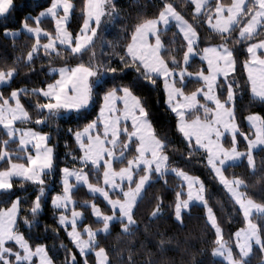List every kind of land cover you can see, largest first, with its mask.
I'll use <instances>...</instances> for the list:
<instances>
[{
  "label": "snow or ice",
  "instance_id": "6c2138e0",
  "mask_svg": "<svg viewBox=\"0 0 264 264\" xmlns=\"http://www.w3.org/2000/svg\"><path fill=\"white\" fill-rule=\"evenodd\" d=\"M191 3L195 6L198 18L202 8L208 5V0H191ZM15 9L14 0H0V17L10 15ZM73 9L74 4L71 0H51L50 6L37 16L24 17L22 29L36 37L35 43L27 52L24 62L26 67L35 72L34 64L41 51L44 57L50 60L61 59L64 53H67L68 57L82 61L85 55L92 52L93 37L97 35L102 17L106 14H115V5L109 0H83V26L79 34L73 35L66 27ZM44 17H51L55 21L54 34L40 27ZM171 20H175L176 26L183 34V40L186 41L187 50L183 53V63L185 66H190V57L199 54L197 30L176 11L172 3L165 2L158 17L145 19L134 27L130 42L119 58L122 65L119 72H123L124 75H127L128 71L134 72L137 80L148 81L154 86L160 78H163L164 92L167 96L165 103L177 117V132L187 141L186 147L190 153L200 149L205 150L208 165L235 198L247 221V228L240 229L234 234L237 237L236 247L240 256V259H236L232 247L223 241L222 229L218 226L212 209L208 207V217L216 235L217 247L214 248L213 255L223 257L227 264H248L245 258L253 251L254 245L264 251V225L253 223L249 219L255 210L264 220V204L255 203L252 199L245 200L237 191L239 187L246 186L244 181L240 178L227 179L222 169L227 161L235 162L244 157L249 166H254L253 150L259 145H264V118L259 115H249L247 119L253 122L254 126L256 121H260L262 127L257 130L255 139L245 136L246 152L242 153L238 150L236 139L238 126L232 121L234 120V89L239 85L236 80L228 79L229 74L235 71L237 63L236 45L258 35V28L264 29V0H231L227 5L216 0L215 15L208 14L207 23L220 37L221 43L203 48V55L200 58L207 62V69L195 75L198 82L203 81L206 87L198 88L190 95L185 94L183 87L176 86L179 61L172 57L169 63L162 54L168 49H165L162 43L159 25L162 23L167 26ZM93 23L95 26H92ZM237 31L238 36H235ZM8 34L6 31L5 35ZM11 35L15 37L17 33L13 32ZM42 35L47 38V43H41ZM150 36L155 38L154 44L149 43ZM258 49L264 50V40L247 47L246 52L251 59L245 61L244 69L248 73L247 81L251 93L264 101V52L258 55ZM94 55L93 52L87 64L80 62L74 67L67 66L68 60L65 59L66 66L51 69V72L58 73L59 78H54L52 83L45 82L46 87L31 90L14 89L7 98L0 93V125L9 138L0 140V161L8 165L4 170H0V197L15 195L12 191L14 177L38 185V193L29 209V214L34 220L43 210L44 177L54 167V149L47 146L50 136L34 130L33 127L21 129L14 126L16 122L33 124L29 111L21 103L22 96L31 95L44 101L33 105L38 115L44 116L45 112L47 113L43 120L34 121L36 126H47L51 117L58 119L66 117L77 122L87 121L82 128L78 126V130L74 132L69 129L81 153L78 158L73 157V160H78L81 167L62 169V194L54 195L51 203L55 209L64 210L58 217V226H62L66 231L71 228V231H67V235L79 249V254L85 257L83 264H88L87 250L90 249H98L95 251L96 264H111L106 249L100 246L97 237L101 232L110 235L113 221L119 222L121 235H133L132 228L136 225L134 215L138 201L154 175L157 177L168 175L170 157L166 154L168 143L156 133L149 120L146 102L134 94V85L129 83L106 87L108 73L114 74L112 79L115 80L118 68L110 64L94 65L92 63ZM18 74L19 68L16 66L7 70L0 69V85L10 87V82ZM186 75L191 77L193 73L187 72V67L180 69L178 79L182 85ZM221 75L224 79L218 82V77ZM119 78L123 79V76ZM214 89L222 91L217 94ZM101 92L103 95L100 98L102 103L99 106V113L95 119H90L88 109L97 103L96 96ZM225 92L226 98L221 102ZM200 96L204 101L213 103L215 108L209 107L208 103H201L198 99ZM201 110L203 116L199 115ZM225 132L232 133L230 148L223 147L220 142ZM17 134H19L20 147L14 151L30 153L31 150L27 145L31 144L35 149L34 155L12 156L8 146L16 142ZM13 159L26 162L17 163L13 162ZM125 161L127 166L116 170L114 164L123 165ZM170 171L182 178L188 188L187 199H181L182 192L176 193L174 214L175 219L182 223L183 210L189 208L193 200L202 201L207 207L204 196L205 186L197 177L189 176L179 168H171ZM101 173L103 186H98ZM90 177H95L97 183L90 182ZM70 178H74L75 184L70 183ZM81 184L86 185L91 193H98L107 205L111 206V214H105L95 202L85 205V207L90 206L96 222L102 223V229L94 231L90 226H84L81 232L78 230V218L82 217V213L72 210L71 218L65 214L68 205L73 203L74 188ZM110 193L117 198H111ZM22 203L23 201L17 197L11 202L10 207L0 209V264H37L36 258H39V264H53L45 246L37 245L33 249L29 240L18 230L17 218L23 211ZM161 207L162 205L158 203L151 214L152 217L160 215ZM23 222L28 227L32 225L27 215ZM85 233L87 239L82 238ZM163 243L161 241V245ZM71 264H81L76 254H71ZM128 264H135L131 257ZM149 264L152 262L149 261Z\"/></svg>",
  "mask_w": 264,
  "mask_h": 264
},
{
  "label": "trees",
  "instance_id": "16d2710c",
  "mask_svg": "<svg viewBox=\"0 0 264 264\" xmlns=\"http://www.w3.org/2000/svg\"><path fill=\"white\" fill-rule=\"evenodd\" d=\"M71 2L74 4V9L67 30L76 35L80 33L83 26V0H71ZM165 2L172 3L176 11L196 28L198 33L197 52L199 54L195 55L189 62L190 66L184 65L183 53L187 49L186 42L174 25L169 26L166 30H161L162 43L164 48L168 49L162 54L169 63L172 57L179 61L180 68L176 70L177 73L185 67H187V72H191L193 75L201 70L206 71L207 67L203 62H200L198 56L201 55L203 48L221 43L220 37L207 28V15H214L216 0L209 1L198 18L195 13V6L189 0H113L111 3L115 5V14H106L102 17L101 24L97 28V35L93 37L92 52L85 55L81 61L68 57L67 53H64L61 59L50 60L44 57L41 51L34 64L35 72L24 64L27 52L35 43L34 39L26 34L11 38L7 37L5 32L19 31L22 28L25 16H37L50 6L51 0H14L15 11L10 15L0 17V69L7 70L9 67L16 66L19 68V74L10 82V87L4 85L0 89V93H3L7 98L14 89L28 88L31 90L46 87V83H52L54 78L57 79V74L51 72L52 68L59 69L66 66L65 59L68 60L67 66L71 67L80 62L87 64L93 52L95 54L92 59L94 65L110 64L112 67H117V78L113 80L112 76L114 74L108 73L106 87L129 83L134 85V94L146 102L149 120L156 133L168 143L166 154L170 157L168 162L169 172L171 168H179L189 176L197 177L202 181L205 186L204 196L207 207L205 205H192L188 212L182 213L183 222L177 221L174 208L176 193H183L180 180L170 173L165 177L154 175L151 183L146 186L135 209L134 220L136 225L132 228L133 235H121L120 224L116 221L113 222L110 235L101 234L97 237L100 246L106 249L111 264H128L130 257L135 264H149V261L152 264H226L213 255V250L217 247L215 244L216 235L215 229L206 220V211H208V207L212 209L218 226L222 229L223 241L232 247L234 258L240 259L234 234L240 229H245L247 225L242 210L217 181L207 163L206 153L201 150L189 152L186 147L187 142L177 132V118L166 106L161 79L154 86L149 84L148 81L137 80L134 72L128 71L127 75L119 72V69L122 68L119 58L124 54L127 43L130 42L134 27L145 19L158 17ZM220 2L227 5L231 3V0H220ZM40 27L44 31L55 33L54 23L50 19L42 20ZM237 33L238 31L234 35L237 36ZM258 33L251 40L236 45L238 48L236 53L237 63L235 71L228 77L229 80H236L239 85L234 89L233 107L234 118L239 131L236 136L237 148L242 153L247 150L242 135L252 137L251 129L246 124L247 117L249 115H259L264 118V102L253 99L244 71V63L248 61L247 46L264 39V29L258 31ZM41 42L46 43L47 39H43ZM121 76H123V79L119 78ZM223 79L219 78V80ZM176 86L183 87L185 94H191V92L202 87L200 82L193 80H187L183 85L178 81ZM219 91L222 90H216L217 94H219ZM102 95V92L99 93L96 96L97 103L88 109L90 119H95L98 115ZM225 98L226 92L221 97V102ZM37 102L42 103L44 101L31 95L22 96L21 103L29 111L33 124L18 122L16 126L23 129L33 127L34 130L42 131L50 136V142L47 145L54 149V167L44 177L43 210L33 220V217L29 214V209L32 201L35 200L39 186L21 179H13L14 187L12 191L15 192V195L0 197V209L8 208L11 206V202L19 197L23 201L21 204L23 211L18 215V230L29 240L33 249L37 245L45 246L53 264H71V254H76L77 260L83 264L85 257L81 256L76 250L68 238L67 231L58 226L60 211L53 208L51 200L54 195L62 194V169L65 167L79 169L81 167L78 160H73V157L78 158L81 153L74 136L69 133V129L74 132L78 130V126L82 128L87 121L77 122L76 120H68L66 117L59 119L51 117L47 126H36L34 125L36 119L43 120L47 116L46 112L44 116H40L35 111L33 105ZM200 102L204 103V100L200 98ZM199 115L203 116V112L201 111ZM2 129L0 127V140L8 139ZM230 141L231 139L228 136L223 139L225 148L231 147ZM8 148L15 156H23L25 153L14 151L17 149V142L10 143ZM253 160V167L248 165L245 157L239 164L225 167L223 174L229 180L240 178L244 181L246 186H242L240 192L245 200L252 199L255 203L264 204V148L253 153ZM13 162L22 163L26 161L13 159ZM125 165L126 161L123 165L114 164V167L118 170L119 167ZM6 167L8 165L0 161V170H4ZM90 182L97 183L95 177H90ZM101 185L102 173L98 182V186ZM72 199L77 204L76 209H80L82 215H84L80 227L90 226L94 231L101 228V223H97L91 215L90 207H85L88 203L95 202L105 214L111 213L100 198L90 196L82 187L76 188L72 193ZM181 199H185L184 193ZM158 203L162 205L161 212L158 217L154 218L151 214ZM25 215L32 221L31 227L24 224ZM250 219L253 223L264 225V220L261 219L260 215H253ZM161 241L164 242L163 245H161ZM92 250L96 251L98 249ZM245 259H247L248 264H264V251L259 246H254L253 251ZM87 261L88 264H96L92 253L87 255Z\"/></svg>",
  "mask_w": 264,
  "mask_h": 264
},
{
  "label": "crops",
  "instance_id": "0c3cea01",
  "mask_svg": "<svg viewBox=\"0 0 264 264\" xmlns=\"http://www.w3.org/2000/svg\"><path fill=\"white\" fill-rule=\"evenodd\" d=\"M190 2H191V0H189ZM209 1H211V0H208V2ZM193 5V4H192ZM194 6V5H193ZM47 9V8H46ZM45 9V10H46ZM204 8H202V10H203ZM202 10H201V12H202ZM44 11V10H43ZM61 14H62V10H61ZM71 14H72V12H71ZM71 14H70V17H71ZM70 17H69V19H70ZM46 19H50L53 23H54V28H55V21L51 18V17H44V18H42V20H46ZM69 22V21H68ZM69 24V23H68ZM67 24V25H68ZM67 25H66V27H67ZM171 25H174V27L178 30V32L180 33V31H179V29H178V27L176 26V22H175V20H171L170 21V23L167 25V26H165V25H163L162 23L159 25V28H160V30H165V29H167L169 26H171ZM34 26V25H33ZM92 26H95V24L93 23L92 24ZM13 32H15V33H17V35L15 36V37H17V36H19L20 34H26V35H28V36H30V37H32L33 39H34V42L36 41V37L33 35V34H30V33H27L26 32V30H23L22 28L19 30V31H12V32H8L9 34L8 35H6L7 37H13L12 35H11V33H13ZM180 35H181V37H182V39H183V34L182 33H180ZM43 39H47V38H45V37H43V35L41 36V40H43ZM149 43H152V44H154L155 43V38L154 37H152V36H150L149 38ZM186 42V41H185ZM42 43V42H41ZM47 43V42H46ZM211 47H213V46H211ZM187 50V49H186ZM201 55H203V52L201 53ZM200 55V56H201ZM200 56H198V59L200 60V62H203V64H205V66L207 67V62L206 61H204V60H201V58H200ZM195 57V55L194 56H191L190 57V60H189V62L193 59ZM231 73H233V72H231ZM230 73V74H231ZM57 74V79L59 78V76H58V73H56ZM178 74L179 73H177V77H176V79H177V81H179V79H178ZM229 74V75H230ZM219 78H224L222 75L220 76V77H218V80H219ZM161 79V81H162V87H163V78H160ZM187 80H193V81H198L197 80V77H196V75H192L191 77H188L187 75L185 76V80H184V82L185 81H187ZM184 82H183V84H184ZM200 83H201V85H202V87L201 88H203V87H206L205 85H204V83H203V81H199ZM181 84V83H180ZM4 85H0V89L3 87ZM178 87V86H177ZM214 91H216V89H214ZM250 94H252L251 93V90H250ZM186 95H190V94H186ZM252 97H253V99L255 98V99H257V100H259V101H261L259 98H257V97H254L253 96V94H252ZM165 98L167 99V96H166V94H165ZM202 99V96H200V97H198V99ZM263 102V101H262ZM13 103V106H14V102H12ZM174 103H175V101H174ZM204 103H208V105H210V107H212V108H215V105L213 104V103H211V102H206V101H204ZM166 106H167V108L168 109H170L171 110V108L168 106V104H166ZM202 112H203V110H201ZM99 112V111H98ZM172 112V111H171ZM173 113V112H172ZM174 115H175V113H173ZM176 116V115H175ZM177 118V117H176ZM233 123H235L236 124V122H235V118H234V120L232 121ZM16 123H18V122H16ZM246 124H247V126H248V128L249 129H251V132H252V137H251V139H255L256 138V134H257V130L259 129V128H261L262 127V125H261V123H260V121H256L255 122V126L253 125V122H250L248 119H246ZM16 125V124H15ZM14 125V126H15ZM1 127V126H0ZM2 128V127H1ZM238 133H239V131H238ZM237 133V134H238ZM226 136H228V137H230V139L232 138V133L231 132H225L224 133V136H222L221 137V144L223 145V139L226 137ZM245 136L246 135H242V139L243 140H245ZM16 142H18V146L20 147V145H19V134H17V137H16ZM76 142V141H75ZM187 142V141H186ZM245 142H246V145H247V140H245ZM193 143H194V141H193ZM76 144H77V142H76ZM48 146V145H47ZM77 146H78V144H77ZM223 147H224V145H223ZM27 148L28 149H30L31 150V152H30V154H35V149L34 148H32V145L31 144H29V145H27ZM262 148H264V145H259V146H257L254 150H253V153H255L256 152V150H259V149H262ZM201 151H203L204 153H205V150L204 149H200ZM247 151V150H246ZM245 158V157H244ZM244 158H242V159H240V160H237V161H235V162H233V161H227L226 162V164L224 165V167H223V169L225 168V167H227V166H233L234 164H239ZM208 163V162H207ZM125 166H127V165H125ZM209 167H210V169L212 170V172H213V174H214V176H216V179H217V181L219 182V184L223 187V188H225L224 187V185L220 182V180H219V177L217 176V174L215 173V171L211 168V166L209 165ZM251 167H253V166H251ZM223 169H222V171H223ZM117 170V169H116ZM170 174H172V175H174L175 177H177L174 173H172L171 171L169 172ZM225 176V175H224ZM62 178H63V173H62V177H61V182H62ZM17 180H19L20 178H16ZM177 179H179L180 180V183H181V186L183 187V193L185 194V199H187V191H188V188H187V184H186V182L185 181H183L182 180V178H180V177H177ZM70 183H74L75 184V180H74V178H70ZM127 182H125V184H126ZM101 186H103V179H102V185ZM148 186V185H147ZM77 187H82V188H84L85 189V191L86 192H88V194L90 195V196H93V197H96V198H100L106 205H107V202L106 201H104L103 200V197H101L98 193L97 194H94V193H91L89 190H88V188H87V186L86 185H77L75 188H74V190H73V192L76 190V188ZM241 189H242V186L241 187H239L238 189H237V191L240 193V191H241ZM125 190H127V189H125ZM225 190L227 191V193L229 194V196L231 197V198H233V196H232V194L225 188ZM72 192V193H73ZM144 193V192H143ZM143 193H142V195H143ZM242 195V194H241ZM110 196H111V198H113V199H115V198H117L115 195H112L111 193H110ZM113 196V197H112ZM243 197V196H242ZM244 198V197H243ZM73 200V199H72ZM233 200L235 201V198H233ZM88 205H91V203H88ZM192 205H198V206H202V205H205L204 204V202H202V201H197V200H193L192 202H190V205H189V208H190V206H192ZM76 206H77V204H76V202L75 201H73V203H70L69 205H68V209H67V211L65 212V214H67L68 216H69V218H71V211L72 210H75V211H79V212H81L82 213V211L80 210V209H76ZM239 206V205H238ZM90 207V206H89ZM107 207L109 208V209H111V206L110 205H107ZM54 208V207H53ZM189 208H187V209H184L183 210V213L184 212H188V210H189ZM239 208H240V206H239ZM241 209V208H240ZM242 210V209H241ZM60 211V214H61V212L62 211H64V210H59ZM90 211H91V208H90ZM110 212H111V210H110ZM242 213H243V211H242ZM59 214V215H60ZM92 214V213H91ZM111 214V213H110ZM253 215H259L258 213H256L255 212V210H253ZM252 215V216H253ZM83 216L84 215H82V217L81 218H78V230L79 231H81V232H83V228L84 227H80V225H81V223H82V221H83ZM207 216H208V211H206V220L208 221V219H207ZM251 216V217H252ZM243 217H244V214H243ZM94 219H95V217H93ZM250 219V218H249ZM244 220H246V218L244 217ZM95 221H96V219H95ZM113 222H116V221H113ZM209 224H210V221H209ZM246 224H247V221H246ZM62 227V226H61ZM63 228V227H62ZM103 228V225H102V223H101V228L100 229H102ZM247 228V225H246V227H245V229ZM67 231H71V228L69 227L68 229H67ZM101 234H103L102 232L100 233V235ZM68 238H69V236H68ZM82 238L83 239H87V234L85 233L83 236H82ZM70 239V238H69ZM71 240V239H70ZM235 243L237 244V237L235 236ZM74 245V244H73ZM255 246V245H254ZM253 246V247H254ZM74 247H75V245H74ZM76 248V247H75ZM76 250H78V252H79V249H77L76 248ZM237 251H239V249L237 248ZM87 252H88V254H90V253H92L93 255H94V257H95V260L97 261V258H96V256H95V251H93L92 249H90V250H87ZM87 254V255H88ZM218 258H220L222 261H224L226 264H227V261L223 258V257H221V256H217Z\"/></svg>",
  "mask_w": 264,
  "mask_h": 264
},
{
  "label": "rangeland",
  "instance_id": "374dc122",
  "mask_svg": "<svg viewBox=\"0 0 264 264\" xmlns=\"http://www.w3.org/2000/svg\"><path fill=\"white\" fill-rule=\"evenodd\" d=\"M113 0H109V2L111 3ZM214 15H215V12H214ZM213 15V16H214ZM215 22V20L213 19V23ZM207 28H209L211 31H213L210 27H209V25H208V23H207ZM260 30H262V28H258V30L257 31H260ZM237 36H238V33H237ZM264 40V39H263ZM255 43H259V42H255ZM252 44V43H251ZM249 46V45H248ZM247 46V47H248ZM247 49V48H246ZM262 52H264V50H260V49H258L257 50V54L259 55V54H261ZM250 59H251V57L248 55V61H250ZM244 71L246 72V78H247V76H248V73H247V71L244 69ZM248 82V81H247ZM250 86V85H249ZM264 102V101H263ZM2 128H3V126L2 125H0ZM15 127H17L16 125H15ZM18 128H20V127H18ZM21 129H23V128H21ZM9 139V138H8ZM19 148V146H18V142H17V149ZM28 154H30V153H28V152H25L24 154H23V156H26V155H28ZM12 156H15V155H13L12 154ZM13 179H16V177H14ZM240 194H241V192H240ZM10 207V206H9ZM92 215V214H91ZM93 217H95L94 215H93ZM18 219V218H17ZM95 219H96V217H95ZM94 219V220H95ZM207 219H208V222L210 221L209 220V217L207 216ZM210 225L212 226V224H211V221H210ZM212 228L213 229H215L213 226H212ZM36 261H37V264H39V258H36Z\"/></svg>",
  "mask_w": 264,
  "mask_h": 264
}]
</instances>
